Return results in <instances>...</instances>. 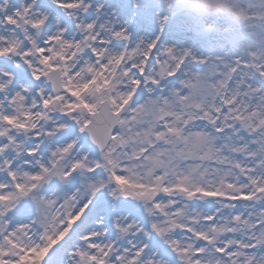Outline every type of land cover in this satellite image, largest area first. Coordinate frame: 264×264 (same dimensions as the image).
<instances>
[{
  "label": "snow or ice",
  "instance_id": "snow-or-ice-1",
  "mask_svg": "<svg viewBox=\"0 0 264 264\" xmlns=\"http://www.w3.org/2000/svg\"><path fill=\"white\" fill-rule=\"evenodd\" d=\"M0 264H264V0H0Z\"/></svg>",
  "mask_w": 264,
  "mask_h": 264
},
{
  "label": "rangeland",
  "instance_id": "rangeland-1",
  "mask_svg": "<svg viewBox=\"0 0 264 264\" xmlns=\"http://www.w3.org/2000/svg\"><path fill=\"white\" fill-rule=\"evenodd\" d=\"M132 2V0H127V3L130 5ZM215 23L216 25L220 26V27H224L226 26L225 23V19L223 17L218 18V19H214V20H209V23ZM158 29V25H153L150 29L149 32L155 31ZM142 34H147V33H142ZM162 39L164 41H176V40H181L184 41L186 39L187 44H193V33L192 32H186L182 35H176L174 33V31L169 28L166 33L162 36ZM195 47L197 49H201L203 51H205V53H207V51L209 50V43L207 41L205 42H200V41H196L195 42Z\"/></svg>",
  "mask_w": 264,
  "mask_h": 264
}]
</instances>
